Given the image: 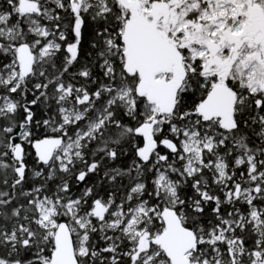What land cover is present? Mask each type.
<instances>
[{"label":"snow or ice","instance_id":"snow-or-ice-1","mask_svg":"<svg viewBox=\"0 0 264 264\" xmlns=\"http://www.w3.org/2000/svg\"><path fill=\"white\" fill-rule=\"evenodd\" d=\"M0 264H264V0H0Z\"/></svg>","mask_w":264,"mask_h":264}]
</instances>
